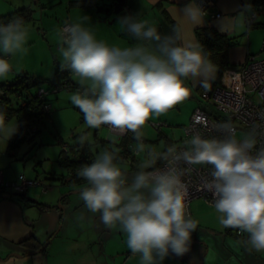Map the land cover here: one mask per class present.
Here are the masks:
<instances>
[{
    "label": "clouds",
    "instance_id": "obj_1",
    "mask_svg": "<svg viewBox=\"0 0 264 264\" xmlns=\"http://www.w3.org/2000/svg\"><path fill=\"white\" fill-rule=\"evenodd\" d=\"M251 10L248 4L239 14ZM180 11L171 35H162L146 19L122 17L118 23L124 31L143 41L133 47L98 41L84 26L86 16L58 33L60 67L74 73L83 89L70 100L84 114L87 126L109 125L121 132L131 131L139 141L137 151H147L130 182L122 167L123 158L114 150H104L77 172L88 184L80 192L88 211L100 214L107 227H119L126 234L131 253L140 255L141 264H161L170 253L182 257L190 251L198 225L188 212L184 173L178 167L181 161L213 167L212 180L205 186L214 196L220 224L246 233L243 243L264 252V147L253 153L258 142L255 129L238 141L232 125L224 123L219 128L227 134L225 139L196 135L185 142L188 147L184 151L176 146L164 152L146 150L142 141L141 129L148 120L166 114L189 97L190 89L184 83L187 78H200L201 86L210 88L219 71L193 31L204 23L206 11L196 0ZM237 22V15L225 17L221 31ZM29 33L22 17L0 23V53L4 54L0 55V79L14 70L5 57L27 54ZM17 131L18 122L9 120L0 109V139L7 142ZM80 139L83 143L86 138ZM158 159L164 160L166 167L148 171Z\"/></svg>",
    "mask_w": 264,
    "mask_h": 264
},
{
    "label": "crops",
    "instance_id": "obj_2",
    "mask_svg": "<svg viewBox=\"0 0 264 264\" xmlns=\"http://www.w3.org/2000/svg\"><path fill=\"white\" fill-rule=\"evenodd\" d=\"M255 1L214 0L212 9L218 10L220 15L214 17L205 16L204 23L193 29L195 34L196 28L209 25L230 38V44L225 49L227 63L221 71L226 68L239 66L246 54H252V52L257 50V47L251 46L248 41L253 32L249 29L255 26L264 27V15L257 16L256 21L251 25H247L245 29L244 14H239L244 10L245 5H251ZM189 2L190 0H0V23L7 14L12 13L16 9L24 8L27 12V17L24 21L30 29L29 40L26 45L29 49L27 54L5 57L10 59L14 65L13 72L7 78L12 80L17 74L25 73L48 80L40 84V86L47 89L45 99L49 105V116L53 118L56 115L55 109L57 108H53L55 105L53 100L58 105L64 102L67 105H73L70 100L71 95L82 91L78 82L79 78L72 72L67 76L58 75L52 79L56 71L62 70L60 67L62 57L59 52L61 42L58 36L62 22L77 23L81 22L86 16L88 21L84 22V26L93 31L98 41H103L108 46L133 47L137 46L138 43H143V41L139 42L137 38L130 36L124 31L123 26L118 23L122 17L133 16L139 19H146L153 23L162 35H171L173 34L172 28L182 14L180 10ZM236 15L238 21L236 25L230 27L227 31H221L223 19L225 17L231 19V17ZM261 50L260 52H262ZM0 55L4 54L0 53ZM220 74L221 72L219 74L216 73V78L211 84L218 81ZM64 79L70 82V86L65 88L68 92H59L60 88L51 91L52 82H59ZM6 80L3 79L1 81ZM184 83L190 89V95L185 100L190 102V109L187 115L183 118L180 117V103L175 106L178 110L172 108L166 114L148 120L141 129L143 134L142 141L146 150L152 149L156 152H164L169 145L179 144L183 136V125H185L194 106H205L199 97V92L203 88L200 78L189 77ZM49 86L50 88H48ZM80 117L84 119V115H80ZM150 121H152L151 123L160 122V124L153 130L150 126ZM103 126L105 127L106 125ZM177 126H180L181 130L177 131L175 129ZM101 131L102 125L94 128L95 135ZM104 134L102 137L99 134V137L95 136L96 140H98L96 143H99L107 150L116 151L123 158L122 167L129 173L130 182L131 174L139 170L141 163L146 158L147 151L133 153L132 147L137 148L139 143L137 139L117 136L109 129ZM65 147L66 145L62 144L61 149L66 155H69L68 157L77 158L83 154L72 145L67 146V150ZM5 148L2 147L0 150V173L4 180L17 181V176L21 172L26 178L34 179L37 176L36 172L34 173L35 175L31 174V170L34 167L29 161H26L28 164L25 167L23 166L26 162H23L22 168L24 169L22 171H15L16 173L14 172L13 175H10L7 172V168L2 167V164L10 165V163L18 161L22 156H17V150L12 156H9ZM88 153L90 156H86V158L89 162L83 160L79 165L81 168L97 159L90 152ZM19 161L21 162V160ZM158 161L159 159L156 164ZM58 165L60 164L58 163ZM60 166L65 170L64 174L57 177L60 181L68 180V173H77L79 171L77 166L74 168ZM15 170H18V167ZM74 182L79 184L78 188L71 189L70 192L80 193L83 188L88 187L87 181L83 178ZM34 185L35 183L28 185L23 191H15L10 187H4L0 190V262L2 264H141L140 255H133L127 247L126 234L119 227H107L101 220L100 214L88 211L80 196H66L65 201H62L67 210L64 212L60 227L56 228L51 234L56 221L53 223L51 214L48 211L43 221V215H40L43 213V209L38 204L40 203L41 205V202H44L45 199L43 196L40 199L43 201H40L39 198L36 199L35 192L30 189ZM44 188L45 186L43 190L46 189ZM198 198H192L188 203L190 216L197 221L198 225L197 230L192 233L190 251L182 257L170 253L161 264H213L212 262L214 261L211 259L213 251L206 239L208 233L216 235L219 232L223 237H226V233L230 232L234 235H239L234 230L231 231L232 228L222 226L223 231H220L218 226H214L213 222L211 224V218L209 217V215L211 216V209H207V212L198 210L199 206L202 205L200 199L196 200ZM61 217L62 214L59 215V219ZM58 229H63L59 236H57ZM46 237L49 238L46 242L53 243V240L57 239L56 241L65 245V247L78 251L76 258L55 262L41 256L42 260H34L32 256L28 258L27 256L32 253V251H28L29 249L38 251L45 248L46 245L43 248H37V244L41 243ZM234 264L237 263L234 262Z\"/></svg>",
    "mask_w": 264,
    "mask_h": 264
},
{
    "label": "rangeland",
    "instance_id": "obj_3",
    "mask_svg": "<svg viewBox=\"0 0 264 264\" xmlns=\"http://www.w3.org/2000/svg\"><path fill=\"white\" fill-rule=\"evenodd\" d=\"M244 26L246 29L245 22ZM249 30L253 32L251 33L248 41L251 46L257 47V50L252 53L256 54L263 52L264 54V27L255 26L251 27ZM260 49H262V52H260ZM6 79V81H9L10 78ZM1 80L3 79H0V81ZM48 88H50V86ZM58 91L68 92L63 87ZM53 102L55 104L53 108L57 107L55 109L56 115L53 118H48L46 120V124L42 127L39 134L33 138V141L25 142L17 149V156H22V158L19 159L21 160V162L18 160L13 161L12 163H10V165L2 164V167H6L7 172H9L10 175H13L15 171H22V169H24L22 168L23 162L29 161L33 165L34 168L31 170V174H34L36 172L37 176L34 179L38 183L35 182V185L30 187V189L35 192V195L37 197L36 199H42L41 196H43L45 199L44 202H41V205L40 203L38 204L43 209V213L40 214L43 215V221L45 218V214H47V211L51 214V220L53 221V223L54 221H56L51 234H53L56 228L60 227L64 212L67 210V207H64V203H62V201L66 199V196H80V193L78 192H70L71 189L78 188L79 184L74 182L75 180L69 179L60 181L57 178L61 174L65 173L64 168L57 163V155L59 153V150L62 148V144L66 145L65 149L68 148L69 145H72L86 156H90V154L88 153L90 152L94 157L98 158V156L106 149L99 143H96L98 140H96L95 136L99 137L100 135L102 137L103 133L106 134L108 130L107 126L104 127L102 125V131L98 133L99 135H95L94 128H89L87 126L84 119H81L80 117V111L74 105H67L65 102L58 105L55 100H53ZM173 109L178 110V108L176 107H173ZM189 109L190 102H188V100L183 101L179 108L180 117H185ZM8 119L16 122L13 115H10ZM151 122L152 121L149 122L150 126L154 130L155 127ZM187 122L188 118L186 123ZM175 129H177V131L179 129L181 130V127L177 126L175 127ZM240 135H242V133L236 132L235 137H239ZM81 137L86 138L83 143H81ZM33 142H37L38 144L33 145ZM6 143L7 142H5L3 139H0V145L3 144L2 146H0V150L2 149V147L5 148ZM135 149L137 152V148L133 146L132 150L134 151ZM24 151L26 152L23 153ZM72 158L76 159V157ZM81 160H83V155L81 156ZM27 162L23 167L28 164ZM16 167H18V170H15ZM77 168L79 170L81 167L78 165ZM70 173H68V176L70 175ZM44 186L46 188H44L45 190H43ZM199 199L200 202H202V205L199 206L200 208L198 210L207 212V209H211V216L209 215V217L211 218L210 223L212 224L213 222L215 227L218 226L220 231H223L222 225L219 222V213L217 214L213 205H209L202 198L199 197L196 200ZM59 205L62 208H60ZM60 214H62L61 219H59ZM231 231H233V228ZM62 232L63 229H58L57 236H59ZM48 237H46L41 242V245L46 243L45 248L38 251L29 249L28 251H32V253H30L27 257L30 258L32 256L34 260H42L41 257H44L54 262L60 260H72L76 258L78 251L65 247V245L60 244L58 241H56L57 239H54L53 243L46 242L50 238ZM206 239L207 243H209V247H211V250L213 251L211 256V259L214 261L212 262L213 264H234V262H236L237 264H264V252H256L254 249H251L250 246L243 243L247 239L246 233L234 235L232 232H230L226 233V237H223L219 232L216 233V235L208 233ZM202 241L203 243H205L204 240ZM0 264H2V262H0Z\"/></svg>",
    "mask_w": 264,
    "mask_h": 264
},
{
    "label": "built area",
    "instance_id": "obj_4",
    "mask_svg": "<svg viewBox=\"0 0 264 264\" xmlns=\"http://www.w3.org/2000/svg\"><path fill=\"white\" fill-rule=\"evenodd\" d=\"M196 3L206 11V16L220 15L218 10L212 9L214 0H196ZM251 6L252 10L244 14L246 26L253 24L257 16L264 15V0H256ZM68 24L67 21L62 22L61 29ZM52 84L51 91L70 86L67 79L52 82ZM77 89L81 90L80 88ZM46 93V88L42 86L36 88V94L39 97H43ZM199 97L205 106H194L188 122L183 126L181 142L171 144L168 147L176 146L178 151H184L188 147L185 142L196 135L205 139L223 140L227 134L219 128V125L224 123L232 125L234 135L236 132L242 133L239 137H235L238 141H242L250 131L255 129L258 142L253 153L264 147V54H246L239 66L223 69L218 81L212 83L210 88L203 87L199 92ZM43 108H48L46 102L43 103ZM152 124L154 127H158L160 122H153ZM106 126L117 136L136 139L131 131L121 132L119 129ZM165 167L166 162L159 159L152 169L147 170L164 169ZM178 167L184 173L182 181L187 189V204L192 198L198 197L208 204H214V196L205 186L212 180L213 167L208 164L190 165L183 161L179 162ZM17 178V181H7L2 178L0 173V190L4 187H10L15 191H23L28 185L36 182L33 178H26L22 173H19ZM233 230L237 234L241 233L238 229L233 228Z\"/></svg>",
    "mask_w": 264,
    "mask_h": 264
},
{
    "label": "trees",
    "instance_id": "obj_5",
    "mask_svg": "<svg viewBox=\"0 0 264 264\" xmlns=\"http://www.w3.org/2000/svg\"><path fill=\"white\" fill-rule=\"evenodd\" d=\"M16 17L25 19L27 17V12L24 8L16 9L12 13L7 14L1 23L6 24ZM195 36L203 45L204 51L211 53L210 58L218 66L219 71L217 73L219 74L227 63L225 49L230 44V38L216 31L209 25L196 28ZM69 73L70 70L68 69L56 71L52 79L58 75L67 76ZM46 81L48 80L40 79L25 73L17 74L9 81H0V109L6 111L7 117L13 115L15 121L18 122V131L6 143L5 150L9 156H12L23 143L33 141V138L39 134L42 127L46 124V120L48 118L50 119L48 113L49 105L47 109L43 108V103L46 102L45 95L39 97L36 94V88ZM82 114L83 113L80 112V115ZM32 144L35 145L38 143L33 142ZM82 155L84 156L83 160L89 162L86 155ZM83 160H81L80 156L76 159L68 157L62 149H60L57 155V162L69 168L78 167ZM69 177L68 180L82 179L74 172L70 173ZM44 245L45 243L43 245L39 243L37 244V248H43Z\"/></svg>",
    "mask_w": 264,
    "mask_h": 264
},
{
    "label": "water",
    "instance_id": "obj_6",
    "mask_svg": "<svg viewBox=\"0 0 264 264\" xmlns=\"http://www.w3.org/2000/svg\"><path fill=\"white\" fill-rule=\"evenodd\" d=\"M59 207H61V206L59 205Z\"/></svg>",
    "mask_w": 264,
    "mask_h": 264
}]
</instances>
